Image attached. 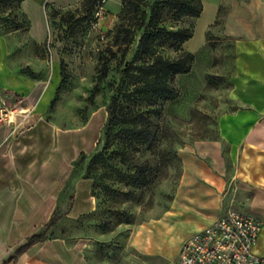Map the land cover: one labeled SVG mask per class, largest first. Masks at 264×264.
I'll return each instance as SVG.
<instances>
[{
    "label": "crops",
    "instance_id": "crops-1",
    "mask_svg": "<svg viewBox=\"0 0 264 264\" xmlns=\"http://www.w3.org/2000/svg\"><path fill=\"white\" fill-rule=\"evenodd\" d=\"M83 1L22 2L30 40L41 45L49 38L47 4L69 9ZM111 2L115 8L109 7ZM206 3L203 0L202 16ZM211 6L206 32L213 28L221 38L215 51L221 53L235 108L224 112L220 138L201 140L181 151L183 175L176 208L200 230L232 208L259 217L263 229L254 253L264 258V0H212ZM105 9L104 24L111 28L122 0H107ZM9 40L0 36V264L39 232L57 209L66 218L77 219L97 208L90 180L77 179L71 195L66 190L73 174L72 152L88 147L89 138L97 142L93 126L91 133L72 134L42 118L60 73L55 69L49 82L25 75L22 65L33 69L38 59L14 58L16 45ZM5 109L15 111L12 124L1 120ZM84 247L85 243L71 246L55 238L34 245L14 264H88Z\"/></svg>",
    "mask_w": 264,
    "mask_h": 264
},
{
    "label": "rangeland",
    "instance_id": "rangeland-1",
    "mask_svg": "<svg viewBox=\"0 0 264 264\" xmlns=\"http://www.w3.org/2000/svg\"><path fill=\"white\" fill-rule=\"evenodd\" d=\"M155 1L134 0L130 20L125 24L131 25L136 35L142 33L145 16L149 17ZM205 1V13L198 20L184 18L177 22L175 11L169 10L158 24L168 30L194 27L193 38L182 46L171 39H161L155 44L157 55L175 60L183 53H191L194 62L188 74L176 77L174 85L179 97L161 103V117L154 126L159 143H153L154 148L144 156H138L139 161H149L157 170L148 177L142 189L116 184L119 191H135L132 200L103 190L98 199L95 198L99 206L94 214L65 218L50 235L63 238L71 246L85 243L84 256L88 264H178L182 245L200 230L191 217L178 213L176 208L183 175L181 151L195 142L220 138L221 118L224 112L235 108L229 99L231 82L224 74L221 53L215 51L221 38L216 36L213 28L206 32L213 11L212 0ZM110 6L115 8L113 2ZM223 11L221 7V14ZM92 12L90 7L81 5L50 11V42L36 45L28 36L30 26L21 6L0 0V35L16 45L12 56L30 62L33 57L38 59L33 69L32 65H22L24 74L31 77L29 68L35 73L33 79L49 82L55 69L60 73V83L42 118L58 130L72 134L81 130L91 133L93 126L97 142L89 138L88 147L71 154L73 172L77 174L66 188L68 195L73 193L76 180L86 172L89 158L99 149L98 143L108 119V106L137 47L132 45L123 55L125 48L114 46L120 14L108 28L104 19L99 23L95 21ZM18 25L22 28L16 31ZM104 63L108 64L109 76L91 103L89 99ZM82 155L87 159L74 169V163ZM106 183L113 182L107 180ZM238 205L235 202L234 207L240 208Z\"/></svg>",
    "mask_w": 264,
    "mask_h": 264
},
{
    "label": "trees",
    "instance_id": "trees-1",
    "mask_svg": "<svg viewBox=\"0 0 264 264\" xmlns=\"http://www.w3.org/2000/svg\"><path fill=\"white\" fill-rule=\"evenodd\" d=\"M24 1L7 0V3L16 4L20 8ZM99 1L84 0L81 6L90 7L94 17ZM133 2L134 0H122L120 24L117 25L114 35V46L119 49L124 47L123 55H126L132 45H137L135 55L124 73L119 88L111 98L107 109L108 119L98 143L99 149L89 158L86 172L82 176L83 179L93 182L91 194L96 199L105 190V193L110 195L117 194L127 198V201L132 200L136 195L135 191H119L117 186L123 184L127 187L142 189L148 177L157 170L149 161H139L138 156H144L155 147L153 143L154 145L159 143L154 126L155 121L161 117V103L179 97V92L174 85L176 77L188 74L194 62V56L191 53H183L178 59L171 60L157 55L155 51V44L161 39H171L178 46L184 45L193 38L194 27L168 30L165 27H159L158 24L165 12L169 10L175 11L177 22H181L184 18L198 19L204 10L202 0H157L150 8L149 17L145 16L142 33L136 35L133 27L125 24L127 20H130L128 18L132 12ZM46 10L48 14L50 11L54 12L59 9L47 4ZM23 15L27 18L24 13ZM28 23L30 26L29 20ZM21 28L18 25L15 30L18 31ZM27 70L31 78L34 77L35 73L29 68ZM61 70L64 77V69ZM108 76L109 67L107 63H104L98 77V84L89 99L91 103H94L102 83ZM86 159L82 155L74 163V169L83 164ZM74 174L76 175L77 172H73L69 184ZM107 180L113 183H106ZM72 203L73 198L70 199V205ZM98 206L97 203L94 212L79 218L94 214ZM65 215L66 213L57 209L50 221L39 232L33 234L27 243L21 246L4 264H14L34 245L55 239L50 235L66 218Z\"/></svg>",
    "mask_w": 264,
    "mask_h": 264
},
{
    "label": "built area",
    "instance_id": "built-area-1",
    "mask_svg": "<svg viewBox=\"0 0 264 264\" xmlns=\"http://www.w3.org/2000/svg\"><path fill=\"white\" fill-rule=\"evenodd\" d=\"M107 0H100L94 13L98 23L106 15ZM51 34L47 40L50 42ZM11 109L1 110V120L13 123ZM263 221L238 209L227 210L209 226L198 230L182 245L178 264H264L254 253Z\"/></svg>",
    "mask_w": 264,
    "mask_h": 264
}]
</instances>
